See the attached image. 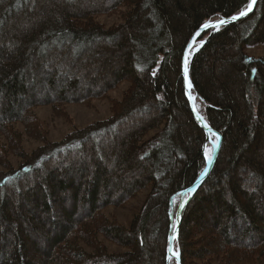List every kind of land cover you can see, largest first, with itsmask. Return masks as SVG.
Returning <instances> with one entry per match:
<instances>
[{
    "label": "trees",
    "instance_id": "trees-1",
    "mask_svg": "<svg viewBox=\"0 0 264 264\" xmlns=\"http://www.w3.org/2000/svg\"><path fill=\"white\" fill-rule=\"evenodd\" d=\"M251 0H0V264H167L176 195L206 166L181 57L204 24ZM125 8L122 22L95 21ZM189 62L218 155L185 205L181 264H264V0L204 32ZM111 115L50 142L34 109L106 99ZM23 128L41 144L26 153ZM150 187L128 227L102 210ZM99 237L121 246L108 252ZM172 263V262H171Z\"/></svg>",
    "mask_w": 264,
    "mask_h": 264
},
{
    "label": "rangeland",
    "instance_id": "rangeland-1",
    "mask_svg": "<svg viewBox=\"0 0 264 264\" xmlns=\"http://www.w3.org/2000/svg\"><path fill=\"white\" fill-rule=\"evenodd\" d=\"M125 8H120L114 14L99 15L95 17V21L109 27L117 25L122 22V15L125 12ZM198 46V45H197ZM247 55L249 57L258 58L264 56V46L255 49H248ZM129 83L124 81L120 83L114 90L108 92L106 99L92 100L88 104H70L60 108L54 109L51 106H42L34 109L36 119L40 126L41 132L46 134V139L50 142H56L62 139L67 133L73 129L83 128L86 125L95 121L107 119L111 115V101H118L121 99L122 94L128 88ZM18 131L22 132V148L26 153H30L33 149L40 146L41 142L23 132V128L16 125ZM210 141V142H209ZM206 144V147L212 154V143L216 140L210 138ZM205 149V148H204ZM205 155V152H204ZM5 163L7 166L18 167L20 161L17 157L9 156L5 162L0 163V172L5 170ZM150 187L142 190L137 196L128 201V203L122 208L107 207L102 210L103 215L110 221L117 222L125 227H128L133 216L138 212L141 204L145 200ZM178 200V197L174 198L173 204ZM108 252H123L125 249L121 246L109 243L103 238L99 237ZM170 264H175L171 261Z\"/></svg>",
    "mask_w": 264,
    "mask_h": 264
},
{
    "label": "water",
    "instance_id": "water-1",
    "mask_svg": "<svg viewBox=\"0 0 264 264\" xmlns=\"http://www.w3.org/2000/svg\"><path fill=\"white\" fill-rule=\"evenodd\" d=\"M257 1V0H256ZM256 4V3H255ZM255 4L253 5L252 11L254 10ZM252 11H250L248 14H250ZM247 14V15H248ZM233 17H238L237 19H233ZM233 17H229V18H221L215 21H212L210 23L207 24H215L217 25V27L213 28V27H209V28H204L203 26L200 27L193 35L192 37L189 39L183 53H182V58H181V77H182V81H183V91H184V96L185 99L187 100L188 104H189V108L190 111L193 115V117L195 118V120L199 123V125L205 130L207 136L211 133L213 136H216L217 142H216V147L213 148L212 146V154H211V161L207 162V165L203 171V173L198 177V179L195 181V183L179 192V197H180V201L177 207V211H176V215H175V222L174 225L170 226V232L168 235V254L170 258H173L176 262V264H180V254L179 251L175 252L178 253L179 255H173V244L174 241L178 239V232H179V226H180V218H181V214L183 211L184 206L186 205V203L191 199V197L193 196V194L199 189V187L202 185V183L204 182V180L206 179V177L208 176V174L210 173L214 162L216 160V157L218 155V151H219V146H220V142H221V137L218 133H216L215 131H213L212 129H210L208 126L205 127L206 122L204 120H202V118L199 116L197 109H196V104L194 103V97L192 95V91H193V86L190 82V77H189V68H188V62H189V54L191 49L193 48L194 45H196L197 40L199 38V36L208 30H216L224 25H228L231 24L245 16H233ZM223 20L224 23L220 24L219 22ZM197 33H199V35H197ZM187 60V64H185V61ZM186 69V72H185ZM191 85V87L189 88L188 85ZM191 97V99H190ZM195 108V111H193V109ZM185 197V199H184ZM170 220H172V218L170 217ZM173 228V230H172ZM169 249H171L172 251L170 252Z\"/></svg>",
    "mask_w": 264,
    "mask_h": 264
},
{
    "label": "bare ground",
    "instance_id": "bare-ground-1",
    "mask_svg": "<svg viewBox=\"0 0 264 264\" xmlns=\"http://www.w3.org/2000/svg\"><path fill=\"white\" fill-rule=\"evenodd\" d=\"M251 2V1H250ZM256 3H257V1H256ZM256 5V4H255ZM255 8V7H254ZM247 9V8H246ZM246 9H244V10H246ZM243 10V11H244ZM253 12V11H252ZM251 12V13H252ZM240 14V13H239ZM238 14V15H239ZM249 15V14H248ZM235 16H237V15H235ZM247 16V15H246ZM233 17V16H232ZM242 19V18H241ZM240 20V19H239ZM213 21H215V20H213ZM238 21V20H237ZM210 22H212V21H210ZM210 22H208V23H210ZM236 22V21H235ZM234 23V22H233ZM207 24V23H206ZM232 24V23H231ZM205 25V24H204ZM229 25V24H228ZM224 26H226V25H224ZM223 27V26H222ZM221 28V27H220ZM220 28H218V29H220ZM218 29H216V30H210V32L212 33V32H214V31H217ZM209 31V30H208ZM206 32V31H205ZM204 33V32H203ZM202 33V34H203ZM201 34V35H202ZM200 35V36H201ZM200 36H199V38H200ZM192 37V36H191ZM199 38H198V40H197V43H196V45H194L193 46V48L191 49V51H190V54H189V62H190V60H191V54H192V51L194 50V48H195V46H197V45H199V44H202L204 41H200L199 40ZM187 45V44H186ZM186 47V46H185ZM185 49V48H184ZM184 51V50H183ZM182 58V57H181ZM189 62H188V68H189ZM180 70H181V68H180ZM189 77H190V75H189ZM182 78V77H181ZM190 82H191V80H190ZM182 83H183V81H182ZM192 95H193V97H194V103L196 104V109H197V112H198V114H199V116L202 118V120H204L205 122H206V124H207V126H208V123H207V120L205 119V117H204V115L200 112V104H199V102H198V100H197V98H196V96L194 95V92L192 91ZM187 101V100H186ZM188 103V102H187ZM189 105V104H188ZM195 119V118H194ZM197 122V121H196ZM198 123V122H197ZM199 124V123H198ZM201 127V126H200ZM209 127V126H208ZM202 128V127H201ZM210 128V127H209ZM203 129V128H202ZM211 129V128H210ZM204 130V129H203ZM204 132H205V130H204ZM205 136H206V142H205V144L209 141V139L210 138H214L216 141L215 142H213L212 143V146H213V144L215 143L216 144V142H217V137L216 136H213L211 133L207 136V134H206V132H205ZM210 142V141H209ZM206 160V159H205ZM207 162H209L208 160H206V165H207ZM206 167V166H205ZM205 169V168H204ZM212 170V169H211ZM204 171V170H203ZM203 171H202V173H203ZM211 172V171H210ZM201 173V174H202ZM200 174V175H201ZM210 174V173H209ZM208 174V175H209ZM199 175V176H200ZM207 178V177H206ZM198 179V178H197ZM196 179V180H197ZM205 181V180H204ZM195 183V182H194ZM203 184V183H202ZM191 187V186H190ZM201 187V186H200ZM199 187V188H200ZM197 192V191H196ZM195 192V193H196ZM194 193V194H195ZM179 194V193H178ZM176 195V197H178V204H179V201H180V197H179V195ZM193 194V195H194ZM175 197V198H176ZM184 199H185V197H184ZM188 203V202H187ZM186 203V204H187ZM178 204H177V206H176V211H177V207H178ZM185 207V206H184ZM183 210H184V208H183ZM176 211H175V213L173 214L172 212H170V215H169V222H170V224H169V231H168V235H169V232H170V226L171 225H174V222H175V215H176ZM182 213H183V211H182ZM181 216H182V214H181ZM170 217L172 218V220H170ZM180 223H181V218H180ZM179 228H180V226H179ZM172 230H173V228H172ZM178 235H179V232H178ZM177 241H178V239L177 240H175L174 241V244L175 243H177ZM174 244H173V253H175V252H177V251H179L178 250V247H174ZM180 254V253H179ZM166 260H167V264H170L171 263V261H174V263L176 264V262H175V260L173 259V258H170L169 257V254H168V250H167V258H166ZM180 264H181V258H180Z\"/></svg>",
    "mask_w": 264,
    "mask_h": 264
},
{
    "label": "snow or ice",
    "instance_id": "snow-or-ice-1",
    "mask_svg": "<svg viewBox=\"0 0 264 264\" xmlns=\"http://www.w3.org/2000/svg\"><path fill=\"white\" fill-rule=\"evenodd\" d=\"M255 3H256V0H251V2L247 5V9L244 10V11H241L239 15H240V16H246L250 11H252L253 5H254ZM237 18H238V17H233V19H237ZM219 23H220V24H223L224 21L221 20ZM203 27H204V28H209V27H213V28H215V27H217V25H215V24H205V25H203ZM197 35H199V33H197ZM185 64H187V60L185 61ZM185 72H186V69H185ZM188 87L190 88L191 85L189 84ZM190 99H191V97H190ZM193 111H195V108L193 109ZM205 127H207V125H205ZM217 139H218V138H217ZM215 147H216V144L214 143V144H213V148H215ZM204 152H205V159L208 160V161L210 162V161H211V155H210V151H209V149H208L207 147H205ZM169 251L171 252L172 250L169 249ZM173 255H177V256H178L179 254H178V253H173Z\"/></svg>",
    "mask_w": 264,
    "mask_h": 264
}]
</instances>
